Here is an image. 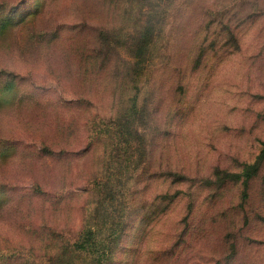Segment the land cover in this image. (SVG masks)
<instances>
[{
    "label": "rangeland",
    "instance_id": "rangeland-1",
    "mask_svg": "<svg viewBox=\"0 0 264 264\" xmlns=\"http://www.w3.org/2000/svg\"><path fill=\"white\" fill-rule=\"evenodd\" d=\"M0 264H264V0H0Z\"/></svg>",
    "mask_w": 264,
    "mask_h": 264
},
{
    "label": "trees",
    "instance_id": "trees-1",
    "mask_svg": "<svg viewBox=\"0 0 264 264\" xmlns=\"http://www.w3.org/2000/svg\"><path fill=\"white\" fill-rule=\"evenodd\" d=\"M248 167H249V168H255V166H254V165H249Z\"/></svg>",
    "mask_w": 264,
    "mask_h": 264
}]
</instances>
